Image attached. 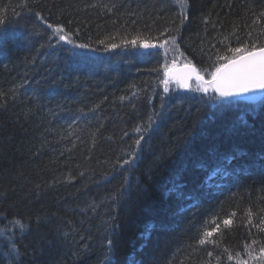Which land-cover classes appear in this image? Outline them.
Wrapping results in <instances>:
<instances>
[{
	"label": "trees",
	"instance_id": "16d2710c",
	"mask_svg": "<svg viewBox=\"0 0 264 264\" xmlns=\"http://www.w3.org/2000/svg\"><path fill=\"white\" fill-rule=\"evenodd\" d=\"M0 21V264H264V99L161 82L264 46V0H0Z\"/></svg>",
	"mask_w": 264,
	"mask_h": 264
},
{
	"label": "snow or ice",
	"instance_id": "6c2138e0",
	"mask_svg": "<svg viewBox=\"0 0 264 264\" xmlns=\"http://www.w3.org/2000/svg\"><path fill=\"white\" fill-rule=\"evenodd\" d=\"M176 2L181 8L187 4V0H176ZM0 23H3V21H0ZM54 32L55 34H59V40L72 43L69 39L71 34H64V28L62 25L55 26ZM172 41L175 43V38H172ZM125 43L136 45L137 40L133 39ZM167 43L168 41H164V44ZM141 46L149 48L156 47L157 45L143 42ZM79 47L88 46L79 45ZM111 47L115 48L117 45L113 44ZM228 51L231 55L218 57V60L223 62L219 63L215 67V71L210 73L211 79L208 80H205L204 76H202L199 70L194 65H191L190 62L189 64H185L183 69L176 71L174 68L175 61H173V68L165 69V78L161 81L164 84L165 92L168 91L170 80H175L181 87L190 88L191 85L189 81L193 79L201 85V87L196 89L197 91L208 93L209 90L212 89L219 93L221 98L241 96L257 91H264V46L258 47L255 43H253L251 47L243 45L242 47L229 48ZM137 131H139V129H137ZM141 139H143V137H141ZM138 143L139 141H137V144ZM125 163H128V161H125ZM223 223L225 225H229L231 221L225 220ZM15 227L20 231H23V222H15ZM206 235L211 236L212 233L209 232L206 233ZM11 239L12 234L9 233L5 236L3 242L7 243ZM199 243L204 244L205 240L200 239ZM11 250L13 252L17 251V244L15 242L11 243Z\"/></svg>",
	"mask_w": 264,
	"mask_h": 264
},
{
	"label": "water",
	"instance_id": "95a60500",
	"mask_svg": "<svg viewBox=\"0 0 264 264\" xmlns=\"http://www.w3.org/2000/svg\"><path fill=\"white\" fill-rule=\"evenodd\" d=\"M172 68L173 67H171V69ZM174 68H175L176 71H179V70L184 68V65L180 66V65L177 64L176 66H174ZM190 82L191 81H189V83ZM233 98L239 99V100H241L243 102H246V103H249V102L250 103H258L261 99L264 98V91H257V92H254V93H248V94L241 95V96H233Z\"/></svg>",
	"mask_w": 264,
	"mask_h": 264
},
{
	"label": "bare ground",
	"instance_id": "6f19581e",
	"mask_svg": "<svg viewBox=\"0 0 264 264\" xmlns=\"http://www.w3.org/2000/svg\"><path fill=\"white\" fill-rule=\"evenodd\" d=\"M179 59H180V57L179 56H176V57H173L171 60H170V64H172L173 65V61H175V64H178V65H180V66H182V64L183 65H185V64H189V63H184V62H182V61H179ZM202 76H204L205 77V75H202ZM205 79L206 80H208L206 77H205ZM195 81V79H193V80H191V82H190V85H191V87L190 88H184V87H182V90L183 91H191L192 89H193V82ZM196 83H198L197 81H195ZM194 91V90H193ZM196 93V92H195ZM264 99V98H263ZM263 99H261L258 103H247V104H259L260 102H262V100Z\"/></svg>",
	"mask_w": 264,
	"mask_h": 264
},
{
	"label": "rangeland",
	"instance_id": "374dc122",
	"mask_svg": "<svg viewBox=\"0 0 264 264\" xmlns=\"http://www.w3.org/2000/svg\"><path fill=\"white\" fill-rule=\"evenodd\" d=\"M164 48H167V47H164ZM167 53V52H166ZM168 56H169V52H168ZM171 56V55H170ZM177 64H175V66H176ZM183 65V64H182ZM171 67H173V65L172 64H169V68L168 69H171ZM171 81H173V82H175L176 83V81L175 80H170L169 81V84L171 83ZM193 89L191 90L193 93H199V94H206V93H204V92H202V91H197L196 89L198 88V87H201V85H199V83H196L195 81L193 82ZM194 90V91H193ZM209 91H214V90H212V89H210ZM195 93V94H196ZM209 94V93H208Z\"/></svg>",
	"mask_w": 264,
	"mask_h": 264
}]
</instances>
